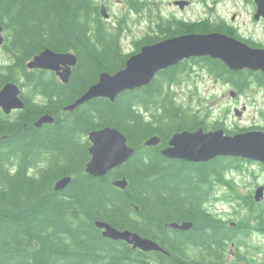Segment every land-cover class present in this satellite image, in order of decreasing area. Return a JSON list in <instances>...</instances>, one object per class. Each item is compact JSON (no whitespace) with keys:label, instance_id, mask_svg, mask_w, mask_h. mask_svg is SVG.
<instances>
[{"label":"trees","instance_id":"trees-1","mask_svg":"<svg viewBox=\"0 0 264 264\" xmlns=\"http://www.w3.org/2000/svg\"><path fill=\"white\" fill-rule=\"evenodd\" d=\"M0 24L8 57L0 64V88L16 82L24 101L16 113L0 110V264H202L203 258L189 260L173 251V242L203 246L220 232L215 215L203 205L205 169L214 165L173 166V159L160 153L174 130L203 124L195 113L192 122L185 121V110L162 91L164 82H173V66L113 101L98 97L63 110L101 71L124 67L130 54L120 45V32L107 28L92 0H0ZM183 28L176 24L173 33ZM46 47L75 54L66 83L52 71L26 67ZM212 62L219 71L220 63ZM248 78L241 71L233 79L241 90ZM44 113L53 122L36 127ZM106 125L123 132L134 152L106 175L92 177L85 172L87 134ZM154 135L159 142L146 146ZM224 161L225 167L238 165L234 157ZM64 176L71 181L56 191L54 183ZM121 178L127 180L124 189L112 185ZM174 219L192 221L193 227L173 235L165 223ZM97 220L151 238L168 254L135 251L106 238Z\"/></svg>","mask_w":264,"mask_h":264},{"label":"flooded vegetation","instance_id":"flooded-vegetation-1","mask_svg":"<svg viewBox=\"0 0 264 264\" xmlns=\"http://www.w3.org/2000/svg\"><path fill=\"white\" fill-rule=\"evenodd\" d=\"M92 2L101 17L103 16L101 8L105 9L107 18L102 17V19L105 21L107 28L120 32V45L121 40L123 41L124 38H131L132 36L130 40L133 44L132 49L125 53L132 54L139 51L144 45L187 33H219L235 38L250 47L264 48V16H256V0H92ZM117 4H119L118 7L121 10L114 12L112 10L113 6H117ZM193 6L197 8V11L190 14L187 13L188 11L186 12V10L191 9ZM133 16L144 24L143 29L139 31V35H135V33L129 34L131 28L127 20ZM176 24H180L184 28L179 29L180 31L174 30L173 33V27ZM126 32L128 33L127 35H125ZM121 46L123 47V45ZM208 61L212 64V61L219 62L221 65L220 70L218 71L216 68L211 67ZM172 66L173 82H164L161 86L162 91H168L173 95V102L185 110L183 113L185 121L192 122L190 115L194 113L196 117H200L203 120L202 125L195 128H180L174 130L173 134L183 130L194 131L198 128H202L204 132L223 129L226 134H235L248 130L264 132V124L256 121L250 127L230 128L225 121L226 114L230 112L229 108H225L224 120L215 119L208 113L201 116L197 109L192 110L188 107L189 105H183L177 99V95L188 93L184 89H190L191 74L193 70L198 68L197 71L205 73L209 80L231 88L230 95L234 97L233 99L236 103L232 111L234 115L240 117L248 106L244 102H239L240 94L243 91L254 86L264 97V73L262 71L247 68L232 70L221 60L208 56L184 59L163 70L171 69ZM241 71L248 72L249 78L246 86L239 90L237 86L240 83L233 78L236 72ZM192 93L189 92L188 94ZM176 116L178 117V115ZM224 157L216 156L206 162H191L173 158V166L197 163L213 164V167L205 169L208 184L204 188L210 190L216 185H222L231 191L233 190L235 194L233 217L216 216L214 214L216 220L220 223V232L216 235V241L211 243L205 241L203 246H200L197 241L194 243L189 240L185 243L173 242V251L181 252L189 260L203 258L202 264H264V164L254 160L234 157L238 159V165L252 162L259 166L256 169H249L248 172V169L240 166L225 167ZM241 175L252 176L250 178H254V181H251L250 184L243 183L242 188L244 189L238 190L236 189L237 180ZM257 190H260L259 200L255 199ZM207 199L203 201V205L212 213L207 208ZM184 221L189 220H173V222L179 224ZM190 222L192 225L187 230L173 228V235L192 229L193 222ZM128 246L135 251H141L132 248L129 244Z\"/></svg>","mask_w":264,"mask_h":264},{"label":"water","instance_id":"water-1","mask_svg":"<svg viewBox=\"0 0 264 264\" xmlns=\"http://www.w3.org/2000/svg\"><path fill=\"white\" fill-rule=\"evenodd\" d=\"M256 16H264V0H256ZM104 18L105 9L101 8ZM5 36L0 24V47ZM208 56L221 60L232 70L247 68L260 70L264 73V48H253L235 38L219 33H187L165 38L152 44L142 46L139 51L128 56L124 67L109 73L101 71L95 83L91 84L73 102L65 105L63 110L71 111L91 99L102 97L113 101L124 91H131L151 82L155 75L181 60L191 57ZM77 58L70 51L60 52L44 48L34 55L27 63L28 69H42L54 72L58 79L66 83ZM21 88L14 81H8L0 88V109L4 114L22 109ZM240 114V112H238ZM53 117L44 113L34 122L36 127L44 123H52ZM87 139L89 160L85 164V172L92 177H102L109 171L125 163L133 154L123 132L114 126H103L88 132ZM157 135L145 140L146 146L159 142ZM161 154L170 159H183L191 162H206L216 156L238 157L254 160L264 164V132L248 130L235 134H226L223 129L204 132L202 128L194 131L183 130L172 133L168 144L161 149ZM71 181V176H64L54 183L56 191L63 190ZM112 185L124 189L125 178L112 180ZM260 190L256 191L255 199H260ZM102 235L114 241H123L132 248L144 252H168L151 238L141 236L129 229H118L105 221H95ZM190 221L182 223L168 222L166 228L187 230Z\"/></svg>","mask_w":264,"mask_h":264},{"label":"rangeland","instance_id":"rangeland-1","mask_svg":"<svg viewBox=\"0 0 264 264\" xmlns=\"http://www.w3.org/2000/svg\"><path fill=\"white\" fill-rule=\"evenodd\" d=\"M113 6L114 12H119L121 10L120 7ZM188 11V12H187ZM197 8L194 6L186 10L187 13L196 12ZM103 17V16H102ZM122 17V14H121ZM104 18V17H103ZM129 22L131 30L129 34L135 33V35H139V31H141L144 27L137 17H130ZM128 33L126 32L125 35ZM132 38V36H131ZM130 37H126L121 40V45H123L122 49L124 52H128L132 49L133 44L130 42ZM2 47V46H1ZM0 47V64L2 61L8 59L6 53ZM198 67V66H197ZM198 70V68H197ZM193 70L191 74L190 80V89L185 92H193L192 94H179L177 95V99L179 103L183 105H189L192 110H198L201 116L205 114L212 115L215 119L224 120L225 108H229L230 112L226 115V125L230 128L235 127H250L254 124V122H261L264 124V97L262 94L255 88L254 86L246 89L242 92L241 97H239V102H244L248 106L246 111L243 112L242 116L238 117L233 113V107L236 104L234 101V97L230 95L231 88L227 86H221L217 83H214L212 80H209L207 75L203 72ZM185 88V87H184ZM22 90L24 92L27 91V87L23 86ZM240 108V107H238ZM1 110V109H0ZM2 111V110H1ZM17 110H13L12 113H16ZM240 166L241 168L248 169H256L259 167L258 165L252 162H246ZM252 176H242L237 180L236 189L242 190L243 183L250 184L251 181H254V178L251 179ZM234 191L224 187L222 185H216L210 190H208L207 196V208L216 216H226L233 217L234 216V206L233 200L235 199ZM250 242V240H249Z\"/></svg>","mask_w":264,"mask_h":264}]
</instances>
